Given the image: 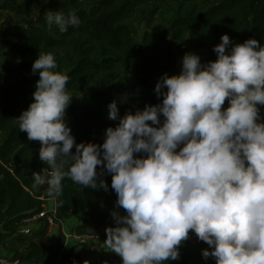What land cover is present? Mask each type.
<instances>
[{
	"label": "clouds",
	"instance_id": "obj_1",
	"mask_svg": "<svg viewBox=\"0 0 264 264\" xmlns=\"http://www.w3.org/2000/svg\"><path fill=\"white\" fill-rule=\"evenodd\" d=\"M45 21L50 34L81 24L74 11L49 10ZM213 51L207 63L185 53L178 74H162L154 88L160 103L121 116L110 102L107 117L118 123L100 144L71 134L70 77L56 70L55 54L41 52L32 64L39 79L16 122L40 142L39 159L49 166L32 173L33 187L46 186L60 206L65 178L108 191L102 177L110 174L115 208L126 214L111 212L105 241L121 264L178 260L190 230L209 246L205 260L264 264V45L223 34Z\"/></svg>",
	"mask_w": 264,
	"mask_h": 264
},
{
	"label": "trees",
	"instance_id": "obj_2",
	"mask_svg": "<svg viewBox=\"0 0 264 264\" xmlns=\"http://www.w3.org/2000/svg\"><path fill=\"white\" fill-rule=\"evenodd\" d=\"M169 9L175 16L167 29L145 31L139 40L135 38L133 22L150 23ZM49 10L74 11L81 24L65 33L54 27L50 34L45 21ZM0 11L6 13L0 48L9 54L0 73V249L7 243L21 244L12 256L28 264L57 263L66 243L61 231L47 235L46 225L30 235L18 234L23 220L40 213L49 200L53 202L46 186L33 187L32 173L49 167L39 159L40 142L29 140L16 122L33 100L39 75L31 67L41 52L54 53L56 70L70 77L67 90L73 98L65 120L76 142L100 144L105 129L118 123L107 117L110 102H117L123 116L162 101L155 94V84L164 73L177 74L183 45L185 50L203 51L208 34L215 45L223 34L233 43L255 38L264 45V0H0ZM214 46L201 57L202 63L216 59ZM227 106L226 100L223 107ZM102 179L108 191L82 188L70 178L62 181L58 198L62 204L53 202L59 227L80 219L73 227L76 236H97L99 243H106L105 229L114 226L111 212L126 213L115 208L111 175ZM207 248L205 242L196 251L182 243L180 259L164 264H215L213 258L202 257V249ZM104 264H121V257L112 252Z\"/></svg>",
	"mask_w": 264,
	"mask_h": 264
},
{
	"label": "rangeland",
	"instance_id": "obj_3",
	"mask_svg": "<svg viewBox=\"0 0 264 264\" xmlns=\"http://www.w3.org/2000/svg\"><path fill=\"white\" fill-rule=\"evenodd\" d=\"M173 9H175V7H173ZM6 13L3 11H0V30L2 28H5L6 23H4V19H5ZM175 16V12L172 11V9H169L168 11H165L163 13H159L156 17H154V19L150 22V23H146V22H140L139 25L136 22L132 23L133 26V30L135 31V38L137 40H139L141 34L145 31H154V30H163V29H167L168 28V21L170 19H172ZM206 44H207V48L203 51H199V52H195L192 51L190 49H186L187 48L185 45H183V47L181 45H178L180 47H182V49L184 48L183 51H180L179 55H178V66L176 69V73L178 74L181 70V60L182 57L185 53L188 52H193L196 53L201 57H203L204 55H206V53L208 52V50L215 45V41L212 37L211 34H208L206 36ZM8 52L7 50L0 48V73H1V69L5 67L4 62L7 60V56H8ZM48 208L50 209L51 207L49 206L50 203L47 202ZM74 221V218L71 219L70 221H66L64 224L66 226L72 224ZM68 228V234L69 232L72 234L73 229H70V227ZM72 228V227H71ZM55 231V227H52V229L49 231V228H47V233L49 234H53ZM32 232V231H31ZM33 233V232H32ZM31 233V234H32ZM184 244H186L189 248H192L194 251L198 250L202 244H204L203 241H200L195 233H190L189 238L187 240H185L183 242ZM22 245L19 244H15V243H7L4 244L3 247L0 249V253L4 254V255H10L12 253H14L15 251H17L18 248H20ZM100 243L98 241H88L85 243V249H84V253H88L90 255H96L97 250L99 248ZM93 249L94 252H91L90 249ZM76 257H74V255H69V257L63 258L61 257V262L62 264H79V260H80V256L75 255ZM103 256H96V260L99 261L100 264H104L103 260ZM95 264V263H94ZM97 264V263H96Z\"/></svg>",
	"mask_w": 264,
	"mask_h": 264
},
{
	"label": "crops",
	"instance_id": "obj_4",
	"mask_svg": "<svg viewBox=\"0 0 264 264\" xmlns=\"http://www.w3.org/2000/svg\"><path fill=\"white\" fill-rule=\"evenodd\" d=\"M50 203V209L53 208V202L52 201H48ZM46 206L48 207V205L46 204ZM75 225L70 224L68 226H66L65 224H62L60 227H55V231L53 234H48L47 235H52L55 236L58 234L59 231L63 232L65 237H66V243L64 245V249H63V254L62 257L63 258H68L69 255H74V257H76L75 255L80 256V260H79V264H100L99 261L96 260V256H103V262L105 261L106 257L109 256L110 253H112L113 251H111L106 243H100L101 246H99L96 255H90L88 253H84V249H85V243L88 241H97L94 238H80L78 236H76L73 227H75L77 224L80 223V219L74 218ZM28 227L31 229L32 232H38L40 230L41 227V223L39 222H35V223H30L28 224ZM70 227V229H73L72 234L69 232L68 234V228ZM72 227V228H71ZM52 228H49V231ZM12 255V254H10ZM62 264V262H61Z\"/></svg>",
	"mask_w": 264,
	"mask_h": 264
},
{
	"label": "built area",
	"instance_id": "obj_5",
	"mask_svg": "<svg viewBox=\"0 0 264 264\" xmlns=\"http://www.w3.org/2000/svg\"><path fill=\"white\" fill-rule=\"evenodd\" d=\"M54 215H55V210L54 208L49 209L46 205H44L43 210L35 214L33 216H30L23 220L22 226L19 228L18 234L20 236L22 235H30L31 229L28 227V224L30 223H35V222H40L41 226H47V228H52V227H58V225L54 221ZM41 229V228H40ZM91 238H94L95 240H98L97 236H93ZM85 239V238H83ZM91 252H94L93 249H90ZM16 261H19L15 259L12 255H4L0 253V264H16ZM20 264H28V263H21ZM55 264H61V256H59L57 263Z\"/></svg>",
	"mask_w": 264,
	"mask_h": 264
}]
</instances>
